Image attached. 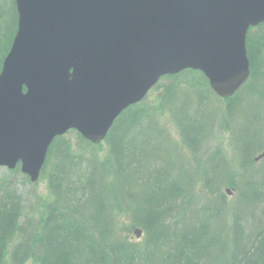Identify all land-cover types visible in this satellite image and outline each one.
Segmentation results:
<instances>
[{"label": "trees", "instance_id": "1", "mask_svg": "<svg viewBox=\"0 0 264 264\" xmlns=\"http://www.w3.org/2000/svg\"><path fill=\"white\" fill-rule=\"evenodd\" d=\"M17 25L15 0H0V71ZM246 44L250 77L225 99L230 117L242 115L233 133L244 186L219 154H205L206 168L184 169L177 163L185 146L199 162L212 130L200 120V111L215 92L200 70L167 74L156 84L163 87L157 109L171 111L179 139L160 123L156 110L147 112L138 103L114 122L105 156L84 157L72 150L65 134L56 136L41 172L52 198L42 203L40 216L23 222L16 181L18 175L29 177L18 165L0 178V264H25L30 258L40 264H264V214L250 234L244 223L264 199V170L255 177L252 167L264 151V22L249 28ZM187 74L193 78L182 79L187 82L182 86L179 79ZM249 95L259 109L250 116L243 113ZM77 133L81 143L100 145ZM224 186L237 191L231 205ZM200 194L207 195L203 205ZM127 213L128 229L140 230L141 241L120 232L119 218Z\"/></svg>", "mask_w": 264, "mask_h": 264}, {"label": "water", "instance_id": "2", "mask_svg": "<svg viewBox=\"0 0 264 264\" xmlns=\"http://www.w3.org/2000/svg\"><path fill=\"white\" fill-rule=\"evenodd\" d=\"M15 3L0 71V166L19 164L31 182L56 136L76 129L101 143L164 75L200 70L217 95H234L251 73L249 28L264 22V0Z\"/></svg>", "mask_w": 264, "mask_h": 264}, {"label": "rangeland", "instance_id": "3", "mask_svg": "<svg viewBox=\"0 0 264 264\" xmlns=\"http://www.w3.org/2000/svg\"><path fill=\"white\" fill-rule=\"evenodd\" d=\"M193 75L194 74H187L185 78L182 77L179 80L180 81L182 79L189 80L191 77L193 78ZM167 81L168 80L163 79V81L161 82L164 84ZM185 81L184 82L181 81L182 86L183 84L187 83ZM162 92H163V87H158V88L157 86L153 87L150 90V92L147 94V96L141 102L138 103V105L140 104V107H142V109L147 112L149 110H153V111L156 110L157 117H159L161 121L160 123H162L166 128L169 129V132H171V135L173 137L179 139L180 135H179L178 127L176 125V120L172 116L171 111L168 109V107L167 110L165 109L164 111H160L157 109L161 106L162 103ZM253 101L255 100H253L252 96L250 95L246 100H244V103L247 104V107L244 109L243 113H245L246 115L250 116L252 115L253 112H255V110L259 111V109L255 108ZM205 104H209V106L207 105L206 107L205 106L202 107L200 111V120L208 122V124L212 126V130L210 133L211 135H209L207 138L208 142L206 140V142L204 143L203 154L199 156L200 163L194 160L193 157L189 156L188 154L189 150L187 146L183 148L182 156L180 155L179 158L177 157L178 159L177 163L180 166H182L184 169L192 168V170H195L197 167L206 168L208 167L207 160H209V158H208V154L207 156H205V154L209 153L210 157L211 154H219L220 156L225 157L227 162L231 164L237 184L240 186H244L243 183L245 182L244 181L245 178L242 177L243 171L241 168V161L239 156L237 155L238 154V151L236 150L237 144H235L236 142L235 134L233 133V131H235L233 130V127L237 124L238 121L237 119L242 115L238 113L235 114V117L233 118L230 117L228 113L229 108L227 107L228 106L227 101L222 97H220L219 95H217V93H215V96L210 95L209 100L206 101ZM260 111L264 112V106L261 108ZM250 120L254 124L255 121L252 120L251 118ZM65 135L71 141L72 150L75 153L83 154L84 157L89 155H96L98 157H102L106 155L109 149V145L105 140L102 143H100V145L98 146L88 145L83 142L81 143L77 130L75 129L69 130L67 133H65ZM244 137H245V133L243 138ZM169 151H172V149ZM263 152L264 151H261L259 154H256V156L262 155ZM261 158L260 160L256 161V167L252 165L253 171L255 173L254 175L255 177H260V175L262 174L261 171L264 170V159ZM203 163H207V164L203 165ZM8 169L10 168L6 166H0V178H4V177L6 178L9 175ZM16 183L19 191L23 196V202H24L22 217L20 221L23 222V220L29 217L40 216L43 210L42 203L52 198V194L49 188L48 177L47 176L42 177V175H40L38 181L31 182L30 180H26L22 175H18ZM223 189L224 191L228 189L227 191L228 199H229L228 202H230L231 205V203H234V201L237 199V191H233V187L231 188L230 186H224ZM199 191H203L202 188H200ZM197 200L199 205H203L207 201V195L200 194V197ZM231 214L227 219L230 224H231ZM263 214H264V199L260 202L259 206L257 205V207H254V209L251 210L250 213L246 214L247 218L244 220V223L247 226L246 229L249 234L253 231L256 222H258L256 220L258 218L261 219L262 218L261 216ZM131 222H132L131 215L129 216L128 213L126 215H122V217L119 218L118 221L120 232L123 235L127 234V237L131 240L141 241L142 240L141 233L138 234L135 230L128 229V226L131 225ZM25 264H40V263L36 261L34 258H30L25 262Z\"/></svg>", "mask_w": 264, "mask_h": 264}, {"label": "flooded vegetation", "instance_id": "4", "mask_svg": "<svg viewBox=\"0 0 264 264\" xmlns=\"http://www.w3.org/2000/svg\"><path fill=\"white\" fill-rule=\"evenodd\" d=\"M257 160H260V159H257Z\"/></svg>", "mask_w": 264, "mask_h": 264}]
</instances>
